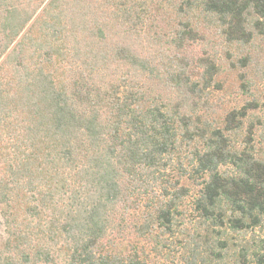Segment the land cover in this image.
<instances>
[{
    "label": "trees",
    "instance_id": "trees-1",
    "mask_svg": "<svg viewBox=\"0 0 264 264\" xmlns=\"http://www.w3.org/2000/svg\"><path fill=\"white\" fill-rule=\"evenodd\" d=\"M248 70L264 0H0V264H264Z\"/></svg>",
    "mask_w": 264,
    "mask_h": 264
},
{
    "label": "rangeland",
    "instance_id": "rangeland-1",
    "mask_svg": "<svg viewBox=\"0 0 264 264\" xmlns=\"http://www.w3.org/2000/svg\"><path fill=\"white\" fill-rule=\"evenodd\" d=\"M246 77L249 80L248 81L249 89L252 96L242 91V88L239 87V82L237 80V77L233 75H231L230 79L226 77H222L224 81V83H222L223 86L222 91L216 90L213 93H214V97L217 100L219 99L217 104H219L221 107L220 109L223 110H229L233 107L240 108L242 105H244L246 101L248 100L253 101L252 99L253 98L255 99L258 106L257 108L250 110V114H249L250 116L248 121H252L254 123L255 132H256L255 135L256 149L260 155L264 156V85L260 81V78L256 77L251 72V70H248L246 72ZM255 118H258L261 123L259 124L258 122H256ZM183 182L189 186L190 196L186 197L182 206L184 212L182 222L185 225L189 226L192 223L191 215L193 214L191 210V201L194 196V193L196 192V188L194 185H192L191 182L186 181V179L183 180ZM0 233H2L1 225H0ZM134 240L135 239H131L132 242H135ZM140 245L144 247L146 244L140 242L139 246ZM136 246L138 247V242L136 243ZM146 251H148V247ZM160 257H161L160 260L163 261V264H170V260H165V258H163L162 256Z\"/></svg>",
    "mask_w": 264,
    "mask_h": 264
}]
</instances>
